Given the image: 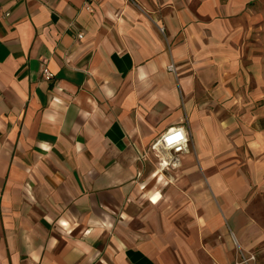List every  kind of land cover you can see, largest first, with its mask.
Segmentation results:
<instances>
[{
	"label": "crops",
	"instance_id": "1",
	"mask_svg": "<svg viewBox=\"0 0 264 264\" xmlns=\"http://www.w3.org/2000/svg\"><path fill=\"white\" fill-rule=\"evenodd\" d=\"M242 255L264 264V0H0V264Z\"/></svg>",
	"mask_w": 264,
	"mask_h": 264
},
{
	"label": "built area",
	"instance_id": "2",
	"mask_svg": "<svg viewBox=\"0 0 264 264\" xmlns=\"http://www.w3.org/2000/svg\"><path fill=\"white\" fill-rule=\"evenodd\" d=\"M78 38L83 37V33H77ZM170 70L174 69V64L168 65ZM42 77L49 80L54 77V73L47 67L42 66L41 68ZM154 147L161 153H165V159L163 163L165 166L177 165L179 159L178 155L184 151H187L189 147V139L184 132L182 126L175 127L167 130L161 137L154 143ZM254 255L246 257L242 255L241 260L236 264H249V261L253 260Z\"/></svg>",
	"mask_w": 264,
	"mask_h": 264
}]
</instances>
